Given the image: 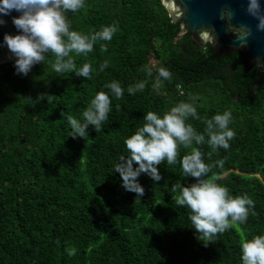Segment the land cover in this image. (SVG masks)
<instances>
[{
	"label": "trees",
	"instance_id": "1",
	"mask_svg": "<svg viewBox=\"0 0 264 264\" xmlns=\"http://www.w3.org/2000/svg\"><path fill=\"white\" fill-rule=\"evenodd\" d=\"M69 18L85 34L118 25L110 42L75 57L78 67L93 66L91 79L55 73L51 55L27 76L16 74L14 62L0 65V264H241V243L264 234V66L246 73L237 53L216 58L211 44L175 41L180 26L161 0H87ZM103 61L108 67L100 72ZM161 66L172 78L158 94L143 69L155 75ZM114 79L125 94L112 99L102 130L90 126L85 139L72 138L66 115L79 118ZM141 80L145 89L129 94ZM191 96L199 98L201 119L187 123L203 132L207 119L228 110L235 136L229 149L215 152L207 144L178 145V160L193 147L206 163L223 159L209 177L254 201L245 223L213 241L197 238L188 210L173 200V184L195 182L179 164L158 166L159 182L142 174L139 199L113 170L146 112L163 115Z\"/></svg>",
	"mask_w": 264,
	"mask_h": 264
},
{
	"label": "clouds",
	"instance_id": "2",
	"mask_svg": "<svg viewBox=\"0 0 264 264\" xmlns=\"http://www.w3.org/2000/svg\"><path fill=\"white\" fill-rule=\"evenodd\" d=\"M87 0H0V25L7 21L2 17L12 11L20 15L13 17L12 22L18 30L17 35L5 34L4 45L12 53L16 74L27 76L34 66L46 63L51 55L54 59L51 67L55 73H74L76 76L91 79L93 66L84 62L77 66L75 57L87 56L100 42H110L119 30L118 25H104L99 30L88 34L73 30L69 13L76 14L86 6ZM248 11L259 19L258 29L264 31V5L260 0H249ZM246 35L238 37L241 42L251 34L247 27ZM101 48L107 51L106 43ZM108 67V62L99 64L98 71ZM149 78H154V88L157 93L164 81H170L171 71L159 67L155 75L151 67L143 69ZM147 81H137L127 87L129 94L142 92ZM109 91H98L90 103L77 118L66 115L71 128L72 138H86L90 126L99 132L112 111V99H121L125 89L121 82L112 80L104 84ZM45 96H41L44 98ZM49 99L51 96H46ZM198 97L191 96L187 101L181 100L163 115L148 111L143 117V123L137 130L126 137L124 144L127 155H120L113 165L114 173H119L121 187L135 193L137 199L145 193L139 177L144 174L153 181L163 179L160 169L162 163L179 164L184 177L195 178L194 183L187 186L181 183L172 185V192L177 206L188 210V219L201 241H213L217 234L225 232L230 226L247 221L250 210L254 209V201L247 195L230 194L229 189L209 177L213 167L223 168L224 160L219 159L214 164L206 163L204 154L199 147H193L191 152L178 160V145L188 148L207 144L213 152L218 149H229L230 141L235 132L230 127L232 113L228 110L217 112L206 120L203 132L197 131L187 121L192 118L200 120L197 108ZM119 105H117V108ZM63 115V114H62ZM241 264H264V234H258L241 243Z\"/></svg>",
	"mask_w": 264,
	"mask_h": 264
},
{
	"label": "water",
	"instance_id": "3",
	"mask_svg": "<svg viewBox=\"0 0 264 264\" xmlns=\"http://www.w3.org/2000/svg\"><path fill=\"white\" fill-rule=\"evenodd\" d=\"M161 1L172 21L180 26L175 41L190 37L197 47L211 44L216 58L237 53L242 58L246 73L254 67L264 66V31L257 27L259 19L248 11L249 0ZM260 3L264 5V0ZM19 15V12L12 11L2 17L7 23L0 25V65L14 62L15 58L3 41L5 34H19L12 22L13 17ZM260 15L264 16V11ZM242 26L251 33L246 42L238 39L246 35Z\"/></svg>",
	"mask_w": 264,
	"mask_h": 264
},
{
	"label": "rangeland",
	"instance_id": "4",
	"mask_svg": "<svg viewBox=\"0 0 264 264\" xmlns=\"http://www.w3.org/2000/svg\"><path fill=\"white\" fill-rule=\"evenodd\" d=\"M154 63V62H153ZM237 228L240 230V228L237 226ZM241 231V230H240Z\"/></svg>",
	"mask_w": 264,
	"mask_h": 264
}]
</instances>
